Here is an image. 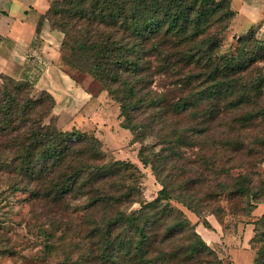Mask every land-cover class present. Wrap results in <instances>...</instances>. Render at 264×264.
Wrapping results in <instances>:
<instances>
[{
	"label": "trees",
	"instance_id": "1",
	"mask_svg": "<svg viewBox=\"0 0 264 264\" xmlns=\"http://www.w3.org/2000/svg\"><path fill=\"white\" fill-rule=\"evenodd\" d=\"M209 2L52 0L43 15L63 34L65 64L118 104L121 126L161 186L151 201L132 162L106 160L99 140L75 127L44 124L51 94L33 96L30 83L0 84V169L56 231L74 222L71 202L83 201L84 264H222L169 201L219 221L225 210L212 204L222 194L244 200L242 214L264 195L252 176L264 162V41L250 29L222 53L227 27ZM257 221L253 243L264 238V211ZM258 254L264 264V247Z\"/></svg>",
	"mask_w": 264,
	"mask_h": 264
},
{
	"label": "rangeland",
	"instance_id": "2",
	"mask_svg": "<svg viewBox=\"0 0 264 264\" xmlns=\"http://www.w3.org/2000/svg\"><path fill=\"white\" fill-rule=\"evenodd\" d=\"M219 1L222 0H210L207 9L222 24L226 25L227 28L220 37V47L222 53H230L236 47V38L244 36L246 33L234 34L230 30L232 12L228 8V0H225L221 5L217 4ZM261 28L260 25L252 32L257 40L263 42L264 28L263 30ZM259 65L263 67L264 71V61ZM61 66L93 95L92 102L88 103V108L80 120L81 123L76 122L77 126L72 127H76L88 136L96 137L100 142L103 158L106 160L132 162L142 172L140 186L144 200H153L161 186L152 174L151 168L144 166L137 156L140 143L135 142L131 132L121 126L118 104L109 98L106 92L102 91L101 84L91 76L72 69L62 59ZM3 80L10 84L4 77L0 78V84ZM22 85L24 83L11 86ZM38 94L39 92H32L33 96H38ZM44 124L54 125L56 129L62 131H69L72 128L70 126L68 129V125L62 126L57 116L53 114V109L50 115L44 119ZM237 172L234 170L233 174ZM256 172L252 176H254L255 185L258 183L260 185H256L258 188L254 191H260L259 188L262 187L264 192V162L258 165ZM12 179L14 178H8L0 169V262L2 264H84L85 251L79 244L81 228L77 217L81 213L83 201L71 202L74 222L69 227L62 226L56 231L49 225L50 217L46 218L44 213L29 203L27 193L10 190ZM227 197V194H222L218 203L212 204L213 206L220 205L225 210L224 214H219V221L212 215L206 217L208 212H204L202 217H198L176 201H169V204L184 213L189 222L195 226V231L208 245V239L204 233L211 232L218 235L222 243L216 247L209 246L219 258L226 260L225 264H230L229 260L232 258L227 250L229 247H241L245 252H248L250 262L259 264L261 257H259L258 250L264 247V238L259 237L254 240V243L252 240L255 238L258 228L257 219L264 211V195H261L256 204L254 203L256 200H250L255 205L248 214H242L240 210H237L244 205V200L228 199ZM234 207L235 214H231L229 209H234ZM137 208L138 204L131 207V209ZM204 218L210 222L212 228L204 226ZM44 229L53 235H44L42 233Z\"/></svg>",
	"mask_w": 264,
	"mask_h": 264
},
{
	"label": "crops",
	"instance_id": "3",
	"mask_svg": "<svg viewBox=\"0 0 264 264\" xmlns=\"http://www.w3.org/2000/svg\"><path fill=\"white\" fill-rule=\"evenodd\" d=\"M51 1L0 0V78H6L11 85L30 83L35 92L51 94L55 101L53 114L69 129L81 123L93 95L61 66L63 34L43 18ZM228 3L232 12L230 30L234 34H245L260 25L263 30L264 0ZM204 235L212 247L222 243L216 233ZM227 250L232 257L230 264H253L241 247Z\"/></svg>",
	"mask_w": 264,
	"mask_h": 264
},
{
	"label": "built area",
	"instance_id": "4",
	"mask_svg": "<svg viewBox=\"0 0 264 264\" xmlns=\"http://www.w3.org/2000/svg\"><path fill=\"white\" fill-rule=\"evenodd\" d=\"M0 264H2V263L0 262Z\"/></svg>",
	"mask_w": 264,
	"mask_h": 264
}]
</instances>
